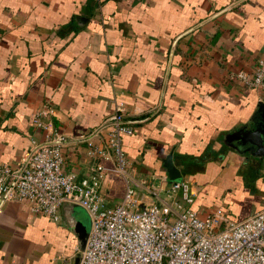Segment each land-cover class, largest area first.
Wrapping results in <instances>:
<instances>
[{
    "label": "crops",
    "instance_id": "0c3cea01",
    "mask_svg": "<svg viewBox=\"0 0 264 264\" xmlns=\"http://www.w3.org/2000/svg\"><path fill=\"white\" fill-rule=\"evenodd\" d=\"M231 1L0 0V163L23 161L40 137L33 113L48 101L64 168L84 174L87 141L101 144L120 104L134 176L166 177L169 155L201 216L236 220L262 207L264 155L237 153L221 137L264 101L263 89L228 78L264 57V0ZM100 189L112 205L124 183L107 169ZM72 214L63 205L51 220L0 200V264H70L76 242L62 218Z\"/></svg>",
    "mask_w": 264,
    "mask_h": 264
},
{
    "label": "built area",
    "instance_id": "2783aa9c",
    "mask_svg": "<svg viewBox=\"0 0 264 264\" xmlns=\"http://www.w3.org/2000/svg\"><path fill=\"white\" fill-rule=\"evenodd\" d=\"M228 78L264 90V57L250 70L230 71ZM52 113L48 101L35 109L32 126L40 137L31 138L18 166L0 163V200L15 198L51 220L59 218L65 203L83 208L89 227L78 264H264V205L236 220L219 210L201 216L191 207V181L158 176L151 182L134 176L121 145L133 127L120 104L106 119L109 128L101 144L87 141L90 169L84 174L66 169L60 148L64 137L51 125ZM107 169L124 183L112 205L100 189Z\"/></svg>",
    "mask_w": 264,
    "mask_h": 264
},
{
    "label": "water",
    "instance_id": "95a60500",
    "mask_svg": "<svg viewBox=\"0 0 264 264\" xmlns=\"http://www.w3.org/2000/svg\"><path fill=\"white\" fill-rule=\"evenodd\" d=\"M107 123L108 120L102 126ZM221 139L237 153L242 154L248 152L252 156L264 155V101L257 100L255 108L251 111L247 119L230 131L225 132ZM163 166L166 170L168 180L177 181L181 179V175L178 169L172 164L169 155L163 159ZM63 205H67L73 211L72 217L63 216L62 223L74 235L77 247V251L74 253L70 264H78L79 251L83 248L88 231L87 223L80 214L75 212L78 208L77 205L68 203Z\"/></svg>",
    "mask_w": 264,
    "mask_h": 264
},
{
    "label": "rangeland",
    "instance_id": "374dc122",
    "mask_svg": "<svg viewBox=\"0 0 264 264\" xmlns=\"http://www.w3.org/2000/svg\"><path fill=\"white\" fill-rule=\"evenodd\" d=\"M78 208L75 210L76 213L80 214V216H82V218L84 219V221L87 223V228L89 227V217L86 213V211L81 208L80 206H77ZM60 226H62V224H60Z\"/></svg>",
    "mask_w": 264,
    "mask_h": 264
}]
</instances>
